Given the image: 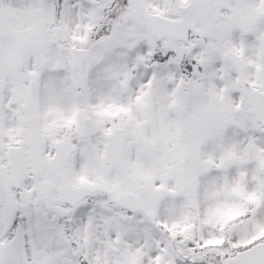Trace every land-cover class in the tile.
<instances>
[{
	"label": "snow or ice",
	"instance_id": "6c2138e0",
	"mask_svg": "<svg viewBox=\"0 0 264 264\" xmlns=\"http://www.w3.org/2000/svg\"><path fill=\"white\" fill-rule=\"evenodd\" d=\"M0 264H264V0H0Z\"/></svg>",
	"mask_w": 264,
	"mask_h": 264
}]
</instances>
